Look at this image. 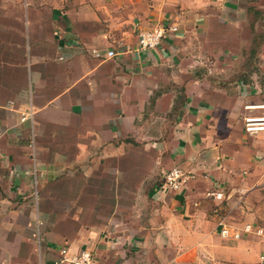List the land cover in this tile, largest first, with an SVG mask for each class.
Segmentation results:
<instances>
[{"label": "crops", "instance_id": "crops-1", "mask_svg": "<svg viewBox=\"0 0 264 264\" xmlns=\"http://www.w3.org/2000/svg\"><path fill=\"white\" fill-rule=\"evenodd\" d=\"M258 115L264 0H0V264H264Z\"/></svg>", "mask_w": 264, "mask_h": 264}, {"label": "built area", "instance_id": "built-area-1", "mask_svg": "<svg viewBox=\"0 0 264 264\" xmlns=\"http://www.w3.org/2000/svg\"><path fill=\"white\" fill-rule=\"evenodd\" d=\"M177 30L176 26H155L153 28H147L140 30L138 32V45L142 49H152L155 48L163 38L168 35L169 32H174ZM115 53L112 50L107 52L108 56H113ZM244 128L247 132H256L259 130H264V116L258 117H246L244 119ZM193 176L184 171L180 167H172L165 171L163 177L161 178L162 186L167 190H179L181 189L188 179ZM218 203L211 208L212 215L215 218L216 227L218 228L219 234L224 238L239 239L243 234H262L263 230L260 227L253 225L252 223L245 222L241 226L231 225L226 217L224 211L223 203L226 200V196L222 190H213L209 193ZM62 257L56 262V264H61L64 261H68L73 264H90L93 259V255L88 250H81L75 254L68 255V250L61 249Z\"/></svg>", "mask_w": 264, "mask_h": 264}]
</instances>
